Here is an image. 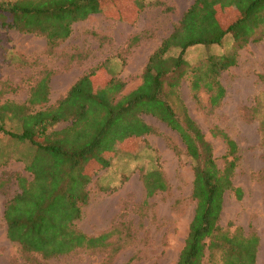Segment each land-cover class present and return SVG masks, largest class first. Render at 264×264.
<instances>
[{
  "label": "rangeland",
  "instance_id": "rangeland-1",
  "mask_svg": "<svg viewBox=\"0 0 264 264\" xmlns=\"http://www.w3.org/2000/svg\"><path fill=\"white\" fill-rule=\"evenodd\" d=\"M142 1L147 7L145 14L140 17L139 13L135 20L134 10L129 9L130 19H121V24L112 15L114 11L122 16L120 10L113 8L117 0L102 2L100 8L109 12L75 23L71 37L54 52L48 51L43 37L0 27V91L3 92L0 102L28 104L32 89L48 78L49 102L33 109L53 107L92 71H96L93 80L97 87L115 78L126 85L122 96L136 90L142 84L150 56L181 21L180 13L165 1ZM262 40L250 42L237 51L231 36L220 47L190 48L185 57L190 67L183 68L188 74L181 79L175 94L170 93L167 81L164 90L177 113L183 116L186 112L202 129L221 168L225 165L227 146L220 133L238 145L240 160L233 181L243 197L238 199L233 192L226 194L221 224L231 227L232 232L241 227L246 234L258 235L257 264H264ZM234 50L237 64L221 73L220 82L226 94L213 109L211 93L205 87L197 94L193 92L191 69L202 66L209 55H231ZM178 54L179 50L174 49L169 56ZM142 119L154 128V133L117 143L109 153V167L96 163L90 167L93 178L87 187L89 202L75 226L89 237L112 232L109 244L105 248L82 249L52 258L25 252L8 239L4 213L10 200L21 192L17 177L32 181L33 176L26 170V162L19 160L29 154V149L0 138V186L4 182V187H0V264L178 263L196 208L192 198L193 163L177 132L152 115L144 114ZM66 126L62 123L57 129ZM153 171L163 173L168 189L149 197L143 177Z\"/></svg>",
  "mask_w": 264,
  "mask_h": 264
},
{
  "label": "trees",
  "instance_id": "trees-1",
  "mask_svg": "<svg viewBox=\"0 0 264 264\" xmlns=\"http://www.w3.org/2000/svg\"><path fill=\"white\" fill-rule=\"evenodd\" d=\"M105 1L0 0V27L43 37L48 51L54 52L71 37L75 23L108 13L100 8ZM129 2L138 13L144 11L142 0ZM125 17V12L119 15L120 19ZM228 36L235 42L236 51L250 42L262 41L264 0H196L150 56L142 84L127 95L122 96L125 83L115 78L102 87L95 86L96 71H92L53 107L33 109L49 102L48 78L32 89L28 104L0 102V138L29 149V154L19 160L26 162V170L33 176L32 181L17 177L21 192L10 200L4 213L8 239L25 252L39 253L44 258L105 248L112 232L89 237L75 226L89 202L87 187L93 178L90 167L95 163L109 167V153L117 143L154 133V128L142 119L147 114L178 133L193 163L192 198L196 208L177 264H257L258 235L246 234L241 227L232 232L231 227L221 224L226 194L243 197L233 181L240 160L238 145L220 133L227 146L221 168L202 129L186 112L179 115L164 91L167 81L170 93L175 94L188 74L183 68L190 67L185 59L190 48L220 47ZM174 49L179 54L169 56ZM235 50L231 55H209L202 66L191 69L193 92L197 94L205 87L211 93L213 109L225 97L220 76L237 64ZM260 77L264 81V75ZM2 94L0 91V97ZM62 123L67 126L57 129ZM143 179L149 197L168 189L160 171L145 174Z\"/></svg>",
  "mask_w": 264,
  "mask_h": 264
},
{
  "label": "crops",
  "instance_id": "crops-1",
  "mask_svg": "<svg viewBox=\"0 0 264 264\" xmlns=\"http://www.w3.org/2000/svg\"><path fill=\"white\" fill-rule=\"evenodd\" d=\"M162 1V0H161ZM165 1L166 3H168L169 5H171L174 10L176 11V13H180L181 15V19L183 18L184 14L191 8V6L195 3L196 0H163ZM118 4H115L113 6V8L115 9L116 7V11L117 10H120L121 12L120 13H124V12H128L126 13L127 14V17L128 19H130L131 15H130V10L133 11L134 10V15H135V20L137 19V17L139 16V10L136 8L135 5H131L129 0H127V3H124L123 0L119 1L117 0ZM114 4V3H113ZM145 5V4H144ZM130 9V10H129ZM147 11V7L144 9V11H142L140 14V17L143 16V14H145V12ZM115 15V13H114ZM117 15V18H115V20L117 21L118 24H121L119 23L120 22V18H119V15L116 13ZM227 18H230L229 16H226ZM141 19V18H140ZM231 23H228V25H230ZM227 25V26H228ZM119 28V27H118ZM264 39V38H263ZM263 41V40H262ZM263 52H264V49H263Z\"/></svg>",
  "mask_w": 264,
  "mask_h": 264
}]
</instances>
